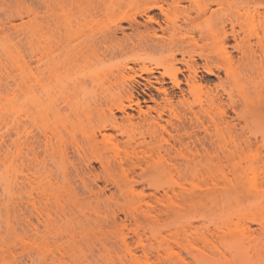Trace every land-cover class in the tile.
I'll use <instances>...</instances> for the list:
<instances>
[{
    "label": "bare ground",
    "instance_id": "1",
    "mask_svg": "<svg viewBox=\"0 0 264 264\" xmlns=\"http://www.w3.org/2000/svg\"><path fill=\"white\" fill-rule=\"evenodd\" d=\"M13 4L18 41L38 35L30 43L41 42L42 33L22 31L26 0ZM56 27L51 40L70 41L73 31ZM128 50L141 51L153 65L126 63L116 72V57ZM200 69L217 83L206 85ZM188 96L195 97L196 107L188 105ZM226 108L252 119L243 125L228 121ZM222 141L231 148L220 150ZM253 146L264 149V0H74V190H91L100 182L132 190L172 171L177 177L166 183L168 189L194 188L217 165L219 153L245 157ZM2 174L3 185L8 180ZM152 211L140 204L125 208L133 220L131 233L123 231L129 224L115 219L64 222L46 214L42 222L36 218L39 226L29 220L28 262L21 258L15 264H264L249 252L204 250L200 228L187 221L160 223ZM260 222L264 226V215Z\"/></svg>",
    "mask_w": 264,
    "mask_h": 264
},
{
    "label": "rangeland",
    "instance_id": "2",
    "mask_svg": "<svg viewBox=\"0 0 264 264\" xmlns=\"http://www.w3.org/2000/svg\"><path fill=\"white\" fill-rule=\"evenodd\" d=\"M45 1L49 2L26 0V24L22 31L45 35L41 42L30 43L32 37L37 40L40 37L24 34L22 39L21 34L22 40L18 41L20 34L12 28L11 8L15 0H0V172L5 175L1 179L8 180L7 185L5 182L2 185L0 180L3 186H0V264H15L21 258L28 262L24 236L32 227L29 220L39 226L36 218L42 222L46 214L64 222L115 219L118 224L123 221L129 224L123 231L131 233L133 220L125 212L131 204L151 208V217L160 223L187 221L197 226L204 250L249 252L264 262V226L260 222V216L264 215V178H260L264 174V149L261 147L253 146L245 157L219 153L217 165L205 171L203 181L194 188L186 185L184 190L175 186L174 190L168 189L166 183L176 175L172 171L152 176L132 190L121 191L101 182L91 190H74V0H57L49 5ZM120 13L102 18V23L115 20ZM56 26L61 31L64 27L73 31L70 41L51 40L57 36ZM121 55L115 60L116 72L126 63L153 65L139 50H128ZM198 75L206 80V85L217 83L215 75L201 69ZM220 76L224 78L223 71ZM143 77H148L151 85H159L153 76ZM165 81L168 90L177 95L178 89L167 78ZM32 94L39 102L33 101ZM187 101L190 106L198 105L195 97L188 96ZM225 110L224 117L233 123L243 125V121L252 119L250 115L242 117L229 108ZM242 110L239 107L236 112ZM128 112L135 113L130 109ZM231 146L222 141L219 148L224 151ZM92 165L98 169L96 162ZM179 173L183 178V171ZM151 183L154 185L150 186ZM170 202L174 205L172 210H164V205ZM139 217L141 221L146 219L140 213Z\"/></svg>",
    "mask_w": 264,
    "mask_h": 264
}]
</instances>
